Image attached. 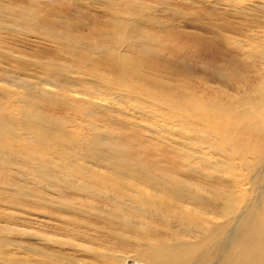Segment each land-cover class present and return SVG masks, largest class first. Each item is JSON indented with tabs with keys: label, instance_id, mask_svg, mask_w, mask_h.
<instances>
[{
	"label": "bare ground",
	"instance_id": "1",
	"mask_svg": "<svg viewBox=\"0 0 264 264\" xmlns=\"http://www.w3.org/2000/svg\"><path fill=\"white\" fill-rule=\"evenodd\" d=\"M44 1L83 11L92 5L109 19L96 21L92 39L56 35L53 47L39 50L31 83L23 71L32 67L30 34L40 32L34 26L42 18L27 9L31 0H0V72L12 78L11 87L0 85V118L7 114L0 121V264H264V0H200L208 12L180 20L184 29H176L201 36L216 57L246 55L252 63L253 84L232 88V75L212 89L196 83V94L184 93L193 81L179 66L141 55L155 49L144 27L164 29L165 10L137 0ZM167 11L179 21L178 11ZM58 18L72 27L71 18ZM55 76L73 86L52 100L39 85ZM88 84L101 87L93 92L104 103L78 96L89 94L78 88ZM66 99L82 119L91 113L86 105L97 104L129 110L150 126L117 123L141 134L133 146L126 132H109L117 116L98 114L82 133L66 120L42 119L44 104ZM146 105L160 114L141 118ZM160 115L179 125L158 128ZM145 140L162 152L157 162L159 150ZM35 215L39 224L27 226Z\"/></svg>",
	"mask_w": 264,
	"mask_h": 264
},
{
	"label": "rangeland",
	"instance_id": "2",
	"mask_svg": "<svg viewBox=\"0 0 264 264\" xmlns=\"http://www.w3.org/2000/svg\"><path fill=\"white\" fill-rule=\"evenodd\" d=\"M14 1V0H11ZM142 3H145L147 6L151 7L149 10L157 11L158 9L165 10L162 13L163 18L160 20V27H164V29H157L156 31L151 29L153 25H148L144 27L145 32L148 34L151 43H147L148 46H152L155 49L151 51L148 49L145 53H142V56L147 57L146 59H150L154 61V55L159 56L160 60L166 61L170 65H175L176 67L179 66L182 71H184L183 78L192 79L193 82H190L187 87H184L185 94H196L195 89L197 88L196 85L200 83H205L206 87L212 89L214 87L215 81L224 82L225 79L231 77L232 75H236L238 80L232 85V88L239 85L243 81H246L249 84H253L255 79L249 80L252 72V63L248 60L245 56L239 57L233 54H229L225 57H216L213 53L206 47H203L202 44L205 43L204 39L194 33H185L178 31L176 28L184 29V25L180 24L184 20H192L197 15L201 13L206 14L207 8L205 5L200 4V0H137ZM16 4H20V0H15ZM32 3L27 2V9L31 12V15H38L42 19V22H35L36 25L34 27H39L41 30L40 32H34L30 34V49L29 56L32 61L31 65L28 66L30 70L23 71L26 76L25 77L28 82H36L33 75V65L36 63V59L40 57H44L43 54L39 52L41 48H49L53 47L56 43V35H64L68 34L73 37H84L85 39H92L95 35L94 33H98V27L95 25L97 20L100 21H107L109 18L105 16L102 11L100 10H92L94 6L86 7L88 11H83L79 7L74 6L72 3H61L59 5L53 4V6L49 7L46 6V2L44 0H31ZM83 7V6H82ZM168 9L178 11V20H173L174 13L172 11V16L169 17L167 15ZM167 11V12H166ZM104 12V11H103ZM167 15V16H166ZM58 16H65L71 18L72 27H68L67 24L63 23ZM182 19H181V18ZM171 19V20H170ZM35 21V20H34ZM41 22V23H40ZM170 22V23H169ZM30 23V22H29ZM39 23V24H38ZM74 23V24H73ZM178 23V25H176ZM31 24V23H30ZM81 24V25H80ZM190 24V22H188ZM195 26H199L198 23H194ZM82 26V27H81ZM89 26V27H88ZM151 26V27H150ZM174 28H173V27ZM81 27V28H80ZM79 28V29H78ZM77 29V30H76ZM85 29V30H84ZM87 29V30H86ZM188 30V29H187ZM189 31H193V28H189ZM101 35H106V33L101 32ZM58 43V44H64ZM103 43H100L101 46ZM124 46L127 43H122ZM16 50H19V44L13 43L12 45ZM142 49L145 50L147 48L142 46ZM242 62H244V66H242ZM247 71L246 74H243L244 71ZM217 72V73H216ZM217 75H216V74ZM188 74H190L188 76ZM0 85L4 87H11L12 86V78L8 80L7 77H3L4 73L0 72ZM35 76L41 80L44 77L40 74L35 73ZM191 77V78H190ZM55 81L54 83L51 82H44L39 86L45 88V93L47 96H59L62 93H66L70 86H73L72 83L67 81L66 79L60 77H52ZM215 78V79H214ZM208 81H205V80ZM205 82H204V81ZM213 84H210V83ZM197 83V84H196ZM202 83V84H203ZM209 83V84H208ZM209 85V86H208ZM201 87V84L198 86ZM78 88L88 92L87 95H78L81 99H91L95 100L96 97L99 99L100 102H103V96L99 95V91L93 92L96 88H101L100 86H96L93 84H88L86 86L78 85ZM214 89V88H213ZM111 103L119 104L121 106L130 105L129 100H122L120 98L112 97ZM128 103V104H127ZM131 106V105H130ZM86 107L91 111L89 116L85 119L80 117L81 108L80 107H73L71 105V101L66 99L64 102H55V103H46L43 106L44 115L42 119L46 121L49 117H56L60 120H66L69 125V130H80L82 132H86L89 129V126L94 122L95 118L98 114L107 115L108 117L112 118L117 116V121L115 125L110 126V133H113L118 136H122L123 132L125 133L126 139H124L127 143L131 145H135L137 143H132L134 139H138L139 137L142 138L141 134L136 131H129L128 129H122L121 125H118L119 122L122 120L125 121L126 124H130V126H136L141 123V125L150 126L147 122L141 121L138 116H134L131 111H126L124 114L121 112H115L113 108L106 109L105 106L97 105V104H87ZM135 108L134 106H131ZM146 110L142 111L140 117L142 118L144 115H150L152 113H159L158 109L155 106L146 105ZM10 114V113H9ZM131 114V115H130ZM7 115V114H6ZM0 118L2 122L4 117ZM35 123L37 120H34ZM168 122L169 124L165 126L164 124ZM118 123V124H117ZM155 123L160 129L165 128H176L179 123L175 122L168 116L160 115L155 119ZM155 126V125H154ZM105 129V128H103ZM140 129V128H139ZM138 129V130H139ZM106 130V129H105ZM142 132V130H139ZM138 135V136H137ZM130 136V137H128ZM136 136V138H135ZM143 139V138H142ZM132 141V142H131ZM135 141V140H134ZM144 145L151 151L159 150V148L155 147L152 143H147L146 140ZM138 157H142L141 154L137 155ZM162 156V152L159 150L154 156L153 160L157 162V160ZM170 156V155H168ZM109 208L115 209L117 211H125V207L122 206L120 203H109ZM7 209L6 212H14L15 214L19 215L18 217H22V213L16 210V206L6 205ZM106 203L102 204L104 208ZM94 217V216H93ZM95 221L98 225H103L105 222L101 219H97L94 217ZM39 224L38 216H32L27 223V226L34 227ZM12 235V234H11Z\"/></svg>",
	"mask_w": 264,
	"mask_h": 264
}]
</instances>
